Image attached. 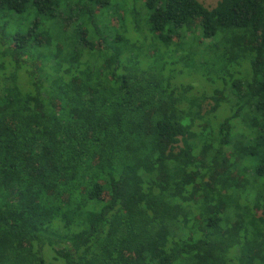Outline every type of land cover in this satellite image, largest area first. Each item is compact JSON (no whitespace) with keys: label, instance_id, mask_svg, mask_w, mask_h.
Masks as SVG:
<instances>
[{"label":"trees","instance_id":"obj_1","mask_svg":"<svg viewBox=\"0 0 264 264\" xmlns=\"http://www.w3.org/2000/svg\"><path fill=\"white\" fill-rule=\"evenodd\" d=\"M135 1L0 0V264H264V0Z\"/></svg>","mask_w":264,"mask_h":264},{"label":"rangeland","instance_id":"obj_2","mask_svg":"<svg viewBox=\"0 0 264 264\" xmlns=\"http://www.w3.org/2000/svg\"><path fill=\"white\" fill-rule=\"evenodd\" d=\"M68 1V0H67ZM131 4H133V0H131ZM144 1V0H143ZM201 3H203L206 7L210 8V7H213L216 5V3L219 1V0H199ZM78 4L79 3H75L74 4V8L75 9H78ZM135 7L133 6L132 8L130 7V9H134V10H131L130 12V18L134 21V19H137V18H141L142 22L140 24V29H143L144 28V14H145V10L143 8V3L141 0H136L135 1ZM109 10H107L105 7H101L100 9H97L96 13H97V16L99 17H104L105 15H107ZM62 17L63 18H66L68 17L66 12H63L62 13ZM72 17L71 18H68V20L66 19H62V22H61V26L62 27H66L68 24V21H72ZM130 19V20H131ZM102 20V19H100ZM113 23L116 25V27H119L121 25L120 21H119V13L113 18ZM187 36L188 37H192L194 38L196 41L198 42H208L210 41L209 39H204L201 34H200V30L198 29V20H195L194 22H192L190 24V27L188 28V32H187ZM173 39L174 41L177 40V35L176 33L174 32L173 33ZM159 52V48H152L149 50V53L150 55L151 54H158ZM187 77H191V75H188L187 74ZM194 85L197 86V88L203 90V89H209V86H207L208 84H206L205 82L203 81H196L194 82ZM162 151L165 153L167 151V146L162 142Z\"/></svg>","mask_w":264,"mask_h":264}]
</instances>
